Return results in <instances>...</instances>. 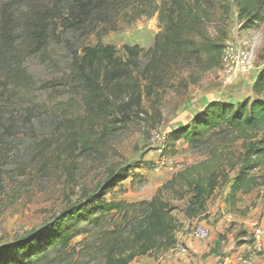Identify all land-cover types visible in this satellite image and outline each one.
Here are the masks:
<instances>
[{"label":"rangeland","instance_id":"374dc122","mask_svg":"<svg viewBox=\"0 0 264 264\" xmlns=\"http://www.w3.org/2000/svg\"><path fill=\"white\" fill-rule=\"evenodd\" d=\"M160 1L155 0L157 4ZM229 1L224 25L212 23L207 30L212 36L218 27L225 30V48H241L247 53L248 72L229 73L223 64L205 73L195 65L186 67L164 90L144 97L139 114L122 123L118 115L91 121L82 95L63 85L70 73L71 54L98 42L113 45L119 56L123 45L147 49L158 32L156 17L141 18L99 39L94 33L85 38L68 33L46 51L27 58L26 52L18 51L23 61L20 76L0 92V251L15 252L29 244L35 234L63 229L66 217L88 208V199L99 188L104 189L112 173L128 168L140 175L133 182L128 179L119 184L104 197L105 202L133 205L150 201L175 173L208 159L212 147L227 144L236 158L242 154L241 140L231 142V133L213 137L197 148L182 139L173 148H166L170 133L186 125L191 113L208 102L236 104L254 97L251 85L264 69V18L245 27L237 18V6ZM52 7L53 0H0V30L19 39L31 16ZM220 14L217 11L216 16ZM15 44L20 46V42ZM259 160L260 166L251 173L259 185L248 194H238L234 204L225 200L228 184L220 185L207 202L209 214L190 219L185 214L189 198L176 200L164 192L178 223L176 232L191 234L194 226L202 225L210 235L200 242L207 243L213 227L219 238L211 246L215 256L221 260L239 258L246 264L256 258L258 264H264L263 249H254L252 255L246 248L252 244L253 229L261 226L264 215V156ZM136 209L129 208L133 214ZM221 218L227 220L218 227ZM115 224H124L121 216L106 218L102 226L110 231ZM75 233L67 248H36L18 254L17 259L25 257L23 264H105L106 235L88 219L80 222ZM241 238L246 240L238 242ZM235 248L238 252L232 256ZM140 260L158 264L169 258L167 252L158 251L137 257L134 262Z\"/></svg>","mask_w":264,"mask_h":264},{"label":"trees","instance_id":"16d2710c","mask_svg":"<svg viewBox=\"0 0 264 264\" xmlns=\"http://www.w3.org/2000/svg\"><path fill=\"white\" fill-rule=\"evenodd\" d=\"M231 2L237 6V18L243 26L263 21L264 0ZM229 3V0H161L158 4L155 0H53L51 9H43L28 19L19 39L14 40L0 30V92L20 76L23 61L18 51L26 52L27 58L46 51L52 42L59 43L68 33H79L81 38L94 33L99 39L141 18L156 17L158 32L148 49L123 45V54L119 56L113 45L98 42L71 54L70 73L63 85L82 95L86 116L101 122L118 115L119 123L128 121L142 110L144 97L164 90L186 67L195 65L201 73L220 67L226 33L218 27L212 36L207 26L224 25ZM217 11L222 13L219 17ZM16 42H20L19 47ZM251 91L253 99L236 104L208 102L191 115L186 125L166 138V148H173L181 139L197 148L213 137L231 133L234 135L231 142L241 140L242 154L237 158L227 144L212 147L208 159L175 173L150 201L133 205L105 202L104 197L119 184L128 179L133 182L140 175L132 174L128 168L112 173L104 189L99 188V193L88 199V208L66 217L63 229L35 234L29 244L15 252L0 251V264H23L25 257H17L36 248H67L77 234L75 229L87 219L106 235L105 264H132L137 257L168 252L176 245L178 223L164 192L176 200L188 197L185 214L194 219L205 214L208 200L220 185L228 184L225 200L231 204L238 194H248L259 185L251 173L264 156V69L256 74ZM130 207L137 208L134 214ZM114 215L121 216L124 224H115L110 231L103 228V221Z\"/></svg>","mask_w":264,"mask_h":264},{"label":"crops","instance_id":"0c3cea01","mask_svg":"<svg viewBox=\"0 0 264 264\" xmlns=\"http://www.w3.org/2000/svg\"><path fill=\"white\" fill-rule=\"evenodd\" d=\"M154 36L155 35H153L152 43H150L148 45L147 49L150 48L153 45ZM201 108L196 109L195 111H193L191 113V115L193 113H195L196 111L200 110ZM209 213H210L209 211H205L204 215L209 214ZM228 218H231V217L229 216ZM225 219L221 218L220 222L217 224V226L218 227L222 226V224L224 223ZM260 223H261V227L262 226L264 227V215L261 217ZM215 230L216 229H213V227L211 228V236H210L209 240L207 241V243L193 240L191 238V234H187L185 232H180V233L176 232L175 233L176 244L185 245L188 248V254L187 255H173L172 253L167 252L169 261L172 264H238V263H235V262L239 261V258L238 259H233L232 257H230V258H226L225 260H221L220 257L215 256L211 252V249H212L211 246L213 245V243L214 242L215 243L219 242V238L216 235V232H218V230H216V231ZM230 240L233 241L234 237L233 238L230 237ZM239 240H242V241L244 240L245 241L246 238H241V239H238L237 241L239 242ZM246 248H247V252H251L252 255H254V249L255 248H254V242L253 241H252V244H250L249 246L247 245ZM262 249H263V252H264V240H263ZM237 252H238V250H237V248H235L231 255L233 256L234 254H237ZM259 262L260 261L258 259L254 258L252 260V262H248L247 264H258ZM133 264H149V262H145L143 260H140V261H138V263L134 262Z\"/></svg>","mask_w":264,"mask_h":264},{"label":"built area","instance_id":"2783aa9c","mask_svg":"<svg viewBox=\"0 0 264 264\" xmlns=\"http://www.w3.org/2000/svg\"><path fill=\"white\" fill-rule=\"evenodd\" d=\"M221 64H223L226 68V71L229 73H246L248 72L249 66V56L247 53L241 48H233L227 47L224 50ZM210 235L209 229L202 226L196 225L192 228L191 238L196 241L206 240ZM254 248L256 251H260L263 247L264 240V227L257 226L253 229L252 232ZM169 253L173 255H187L188 248L182 244H176L173 248H171ZM241 264H246L245 260L239 259ZM158 264H172L170 261L168 262H159Z\"/></svg>","mask_w":264,"mask_h":264}]
</instances>
